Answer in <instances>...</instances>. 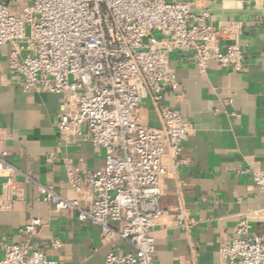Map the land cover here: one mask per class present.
Segmentation results:
<instances>
[{
  "label": "built area",
  "instance_id": "1",
  "mask_svg": "<svg viewBox=\"0 0 264 264\" xmlns=\"http://www.w3.org/2000/svg\"><path fill=\"white\" fill-rule=\"evenodd\" d=\"M240 31L238 23H213L207 11L193 13L189 4L169 0H0V46L10 48L7 71L25 91L63 94L61 136H79L104 152L98 170L67 167L71 187L80 194L68 200L14 168L0 148L4 190L20 197L14 177L21 176L55 212H73L80 222L97 225L105 241L131 247L106 255L103 264H155L152 233L172 213L160 206L168 173L162 158L169 154L175 166L184 164L182 146L190 126L161 106V128L148 127L141 103L149 99L159 106L166 91L181 89L169 68L172 53H189L202 72L210 62L241 72ZM243 172L264 193V173L252 167ZM256 214L264 222V208ZM40 225L32 219L22 232L31 234ZM177 225L187 227L181 220ZM0 264L74 263L19 244L4 247ZM216 264H264V238L251 235L248 221H241L235 237L219 248Z\"/></svg>",
  "mask_w": 264,
  "mask_h": 264
},
{
  "label": "crops",
  "instance_id": "2",
  "mask_svg": "<svg viewBox=\"0 0 264 264\" xmlns=\"http://www.w3.org/2000/svg\"><path fill=\"white\" fill-rule=\"evenodd\" d=\"M169 1L187 3L193 13L207 11L213 23L241 26V72L215 62L202 72L189 53H172L169 68L181 89L166 91L159 106L144 99L140 110L143 123L153 129L161 128V106L179 113L190 126L182 146L184 164L175 166L169 154L162 158L168 173L160 206L172 213L153 230L155 264H216L219 248L235 237L241 221H248L251 235L264 238V222L256 214L264 208V193L243 172L252 167L264 173V0ZM9 50L0 46V148L14 168L73 200L80 194L71 187L67 167L98 170L104 152L79 136H61L63 94L25 91L7 71ZM14 181L21 191L18 198L4 190L0 178V259L6 245L19 244L74 264H103L110 253L132 251L125 242L105 241L97 225L80 222L75 213L55 212L21 176ZM5 204L9 207L2 208ZM35 218L41 225L23 233ZM180 220L186 228L177 225ZM54 241L60 246L54 247Z\"/></svg>",
  "mask_w": 264,
  "mask_h": 264
}]
</instances>
